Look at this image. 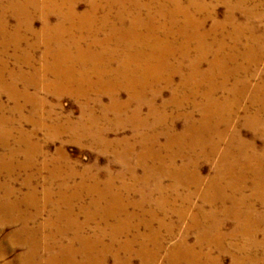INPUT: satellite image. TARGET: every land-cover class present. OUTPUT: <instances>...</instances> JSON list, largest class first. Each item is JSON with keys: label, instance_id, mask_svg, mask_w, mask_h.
<instances>
[{"label": "bare ground", "instance_id": "6f19581e", "mask_svg": "<svg viewBox=\"0 0 264 264\" xmlns=\"http://www.w3.org/2000/svg\"><path fill=\"white\" fill-rule=\"evenodd\" d=\"M85 1L89 4V11L80 16L76 13L80 23L69 40L61 43L46 34V45L54 48V53L50 56L49 51L44 49L45 67L42 68L41 65L40 76H36L34 82H39L38 87L48 93L53 92L57 96L68 93L84 101L83 116L79 121L80 124L84 123V130L80 132L71 128L72 137L78 142L82 138H88L87 134H91V140L103 148V151L121 150L116 154V159L125 164L129 175L124 176H130L135 182V186H123L122 194L127 191L134 192L140 196L134 207L139 203L150 207L149 221L136 225L133 222L134 215L127 216L122 221L119 219L111 228V245L107 247L101 243L107 235L104 228H109V221L119 215L114 206L119 205L121 195L113 192L112 181H107L104 187L97 183L94 188H88V193L94 195L97 194L98 187L95 205L101 208V221L98 223L99 228L94 239L100 249H103L100 251H103L104 255L107 250L111 251L110 247L121 236L136 233L132 240L124 242L123 247L128 251L130 244L139 239L141 248L134 250L127 259L120 258L118 253L112 254L114 263L129 264L131 259L139 257L143 264H153L159 260L166 241L160 228H166L168 237L174 236L173 228L177 225L169 221L172 218L170 215L175 214L178 217L177 222L185 220L186 209L193 207L192 199L205 185L207 188L201 194V204L194 206L195 213L191 216V222L175 248L167 254V261L169 264H202L196 261L200 259L201 253L188 247L185 239L191 231H198L200 238L202 230L213 224L212 220L217 218V212L214 209L207 210V206L216 208L217 200H221L223 207L226 201L233 208L240 205L238 208L245 216L236 212L234 218L240 225L251 227L247 232L250 242L244 246L245 252L250 254L256 244L254 235L264 234V218L247 198L241 206L242 201L236 202L227 197L223 188L216 187L214 190V183L225 182L229 177L236 179L233 175L239 166L235 158L237 155L250 162L256 158L253 143L242 142L239 129L233 124L240 115L234 114L240 111L244 115L243 126L246 127L257 122L255 116H249L251 108H254L256 113L264 112V96H260L264 95V73L258 72L264 60V8L258 0ZM72 2L26 0L23 9L34 8V15L43 18L46 16L45 9L56 12L63 9L65 13L62 17L71 24L74 8V1ZM13 5L14 3H11L9 8ZM220 5L226 6L222 20H218L216 15ZM237 14L243 16V21L237 20ZM32 18L31 15L30 19ZM74 18L73 15L72 20ZM209 20L212 23L207 29ZM46 25L42 30L48 29ZM83 31L89 32L92 39L96 38L97 31L101 32L98 37L102 40L95 42L98 49L93 51L90 44L84 42L85 37L81 36ZM60 35L62 36V33ZM30 65L35 71H39V68L35 69V64ZM257 76L260 82L254 85L252 80ZM96 77L101 80L95 86L93 79ZM19 80L30 86L31 78L21 77ZM113 80L114 82L110 83ZM166 89L170 90V97L163 100ZM7 90L12 97L17 98L18 94H15L13 85ZM120 91L128 94L125 102L116 100ZM95 94L112 98L116 118L119 119L118 127L113 130L131 128L132 139L110 142L103 138L106 130L95 131L99 125L108 122V110ZM23 97L29 98L26 94ZM246 98L248 106H243L242 99ZM95 106L101 108L102 115L93 119L90 113ZM171 108L173 112L170 114ZM52 114L48 112L46 119L51 118L53 121ZM195 114H198L199 118L196 119ZM180 118L185 120V126L181 132H177L176 124ZM35 124L40 127L47 126L44 120ZM72 127L79 125L72 123ZM257 136L264 138V133L256 134L255 137ZM161 137L165 139L163 144L160 142ZM225 142L227 144L224 147ZM217 153L220 154V163L226 164L229 172L225 174V171L220 170L206 183L199 172H195L201 164L209 163ZM129 156H134L135 159L132 167L129 165ZM163 157L167 158L165 163ZM147 161L150 164H147ZM139 166L143 168L142 176L137 175L136 168ZM242 170L251 178L253 191L259 194L256 207L264 208V187L257 183L260 172L253 168L249 173L246 165L242 166ZM166 178L174 181L172 190L163 186V180ZM84 188V184L76 185L74 198H81L79 192ZM65 190L67 192L66 187ZM14 193L13 189L6 188L7 196ZM35 194L36 188H31L24 202ZM155 194L158 195L157 198ZM57 195L62 200L65 199L62 196L69 200V195L64 190L60 189ZM52 196L53 194L48 208H53L54 216L45 224L50 229L56 225L57 229L61 225L60 222H69L70 212H61L57 203L52 201ZM45 197L48 199L47 194ZM179 201L183 204L180 209H173L171 212L164 208L165 205L170 206ZM11 207L10 211L13 210L12 205ZM154 210L159 213L153 214ZM225 214L229 215L228 208L225 209ZM37 217L38 215L35 216ZM152 218L159 221L156 229L153 228ZM89 219L93 220L92 216H89ZM28 220L25 219V223H28ZM72 222L71 217L70 223ZM102 224L107 226L102 227ZM222 224L223 222L218 226L221 227ZM81 227L85 231L89 226ZM144 228L149 229V233L141 235L139 231ZM26 232L25 246L34 244L38 230ZM218 234L220 235V232ZM212 235H217V232ZM222 237L225 242L226 237ZM92 240L84 237L81 242L85 257L98 250ZM210 240L209 238L208 242ZM198 242L201 243V239ZM58 248L60 258L67 260L63 264H67L72 250L62 245ZM33 249L26 255L29 260L35 255ZM248 258L249 256L247 260ZM58 261L52 257L48 259L49 264H59ZM214 264L219 262L215 260Z\"/></svg>", "mask_w": 264, "mask_h": 264}, {"label": "rangeland", "instance_id": "374dc122", "mask_svg": "<svg viewBox=\"0 0 264 264\" xmlns=\"http://www.w3.org/2000/svg\"><path fill=\"white\" fill-rule=\"evenodd\" d=\"M69 1H74L72 17L74 15L75 18L72 20L71 17V24L67 23L62 17L65 13L63 9L59 12L45 9L46 16L43 18L34 15V8L23 9L26 0H0V264H49V257L58 259V263L63 264L67 260H63L59 256L60 249L58 247L60 245L70 247L72 250L69 253L72 256H69L67 264H115L112 254L118 253L120 258L127 259L134 250L138 251L141 248L139 239H137L136 243L130 244L128 251H125L123 247L124 242L130 240L136 233L121 236L110 247L111 251L107 250L104 255L102 254L103 251H100L103 249H100L101 247L94 239L95 233L99 228L98 223L101 221V208L95 205L98 187L96 189L97 194H89L87 191L88 188H94L97 183L104 187L107 181H112L113 192L118 194V196L121 195L119 205L114 206L115 211L119 215L109 221V228H104L107 235L101 243L105 246L111 245L109 233L112 232V226L116 225L119 219L122 221L125 217L134 215L135 219L133 222L136 225L150 220L149 213L151 211L149 205L139 203L137 207H134V204L140 200L138 194L131 191H127L124 195L122 194L123 186H135V182L128 176L129 173H127L125 164L116 159V154L120 153L121 150L103 151V148L95 145L91 140V134H87L88 138H82L78 142L72 137L71 128L80 132L84 130V123H79L83 116L82 107L84 101L68 93H64L61 96H57L53 92L48 93L38 87L39 82H34L36 76H40L41 65L42 68L45 67V64H43L45 62L43 59L44 49L49 51L50 56L54 53V48L46 45V34L53 36L61 43L66 42L67 39H70L76 27L79 26L80 21L76 13L80 16L89 11L87 1ZM258 1L261 7L264 8V0ZM11 3H14V5L9 8ZM225 10L226 6L224 5L217 7L216 15L218 20L223 19ZM31 15L33 16L32 19H30ZM199 16L202 17L201 15ZM236 17L238 21H243L242 15L237 14ZM211 23L212 21L209 20L207 29ZM45 24H47L48 29L42 30ZM61 33L62 36L60 35ZM99 33L101 32L97 31L95 33L96 38L92 39L89 32H81V36L85 37L84 42H88L93 51L98 49V45L95 42L102 40L98 37ZM29 62L33 66L35 64V69L39 68V71H35ZM113 67H115V64H113ZM263 69L264 60L258 72L264 73ZM21 77L31 78L30 86L19 80ZM100 80V77L94 78L93 84L95 86L98 85ZM113 82L114 80L110 83ZM252 82L254 85L258 84L260 82L259 76L253 79ZM11 85H13L15 94H18L16 99L7 90ZM262 85L264 86V84ZM24 94L28 95L29 98L25 99L23 97ZM95 96L99 97L105 109L108 110V122L99 125L95 128V131L106 130L103 138L110 142L119 139H132L133 131L131 128L121 131L113 130L118 127L119 119L116 118L112 98L96 94ZM260 96L264 95L260 94ZM169 97L170 90L166 89L162 99L167 100ZM127 98L128 94L125 91H120L116 95L117 102H125ZM247 102L246 98L245 100L242 99L241 103L243 106H248ZM91 105L93 106L94 104ZM253 109H250L249 116L250 118L255 116L256 123L249 127L243 126L244 115L240 111L234 114L240 115L233 125L239 129V137L242 142L253 143V153L256 158L250 162L242 160L237 155L235 158H237L239 166L233 175L236 179L229 177L225 182H215L214 190L216 187L223 188L227 197L236 202L241 200V206L247 198L249 203L264 218V208L256 207L259 194L253 191L251 178L242 170L244 165L249 169V173L253 171V168L257 169L261 174L257 183L264 187V138L262 136L255 137L256 134L264 133V112L256 113L255 109ZM48 112L53 113V121L50 120L51 118L46 119ZM172 112L171 108L169 113L171 114ZM144 113H146V110ZM90 115L93 119L101 116V108L95 106ZM195 118H199L198 114H195ZM43 120L47 123V126L40 127L35 124ZM68 120H70L71 124L68 123ZM72 123L78 124L79 127H72ZM176 125L177 132H181L185 126V120L182 118L178 119ZM164 141V137H161V144ZM226 144L225 142L223 146L225 147ZM163 159L165 163L167 158L163 157ZM129 160H131L129 165L131 167L134 166V156H129ZM220 161V154L217 153L209 163L201 164L195 173L199 172L206 183L214 177L215 173L218 174L220 170L225 171V174L228 173L229 168L226 167V164L220 163ZM147 164H150V162L147 161ZM136 169L137 175L142 176L143 168L139 166ZM72 174H75L74 177H70ZM124 174L128 175L125 177ZM83 184L86 188L79 192L81 198H74L75 186ZM162 184L169 190L174 187V181L169 178L164 179ZM7 187L13 189L15 193L7 196ZM31 188H36L37 194L32 195L24 202V198L28 196ZM206 188L207 186L203 185L192 199L193 207L186 209L187 218L185 220L177 222L178 217L175 214L170 215L172 218L169 221L177 225L173 228L174 236L168 237L166 228H163V230L160 228L166 241L159 260L153 264H169L167 254L175 248L184 235L187 226L191 222V216L195 213L194 206L201 204V194ZM60 189L69 195V200H66L67 197L65 196H62L65 198L63 200L61 197L58 198L57 194H59ZM45 194L48 195V199ZM52 194V201L57 203L59 210L61 212L67 210L70 212L69 222H60L61 225L58 223L59 228L57 227V229L56 225H53L50 229L45 224L50 220L51 216H54L53 208H48ZM70 196H73V198H70ZM157 196L155 194L156 198ZM216 203V208L207 206V210L214 209L217 212V218L212 220L213 224L202 230L200 238L198 231H191L189 237L185 239L188 247L195 248L201 253L199 255L200 259L196 261L202 264H214L215 260L219 264H263L264 234L254 235L256 244L251 253L247 254L244 246L250 242L247 232L251 227L240 225L234 218L236 212L245 216L238 208L240 205H235L233 208L227 201L225 202V207L221 204V200H217ZM11 205L13 210L10 211L12 209ZM170 206L165 205L164 208L173 212V209H180L183 204L179 201L170 204ZM226 208H228L229 215L225 214ZM155 213L158 214L159 212L154 210L153 214ZM36 215H38L37 218H35ZM89 216H92L93 220L89 219ZM211 216L213 217V214ZM71 217L73 219L72 223H70ZM159 217H162L161 213ZM25 219H29L28 223H25ZM152 220L154 221L153 228H158L159 221L153 218ZM222 222L223 224L219 227L218 224ZM81 226L89 227L83 231ZM103 226L107 225L102 224ZM32 230H38L37 234L33 232L36 234L34 244L29 243L25 246L27 238L25 233ZM148 230L144 228L139 233L145 235L149 233ZM215 232H217V235H212ZM219 232L220 235L218 234ZM222 236L226 237L225 242ZM84 237L93 239L92 242L98 249L88 257L83 255L81 242ZM209 238L211 240L208 242ZM200 239L201 243L198 242ZM32 249L35 252L32 257L33 261L26 258V255ZM129 264L143 263L139 257H134L129 261ZM182 264L188 263L182 262Z\"/></svg>", "mask_w": 264, "mask_h": 264}]
</instances>
